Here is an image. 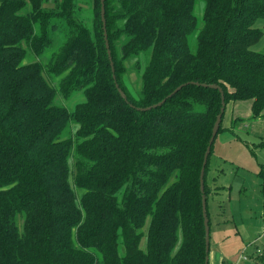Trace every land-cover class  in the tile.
Segmentation results:
<instances>
[{
	"label": "trees",
	"instance_id": "trees-1",
	"mask_svg": "<svg viewBox=\"0 0 264 264\" xmlns=\"http://www.w3.org/2000/svg\"><path fill=\"white\" fill-rule=\"evenodd\" d=\"M104 6L127 100L101 0H0V264L206 263L200 173L222 99L202 84L226 98L211 225L227 105L264 114V0Z\"/></svg>",
	"mask_w": 264,
	"mask_h": 264
},
{
	"label": "rangeland",
	"instance_id": "rangeland-1",
	"mask_svg": "<svg viewBox=\"0 0 264 264\" xmlns=\"http://www.w3.org/2000/svg\"><path fill=\"white\" fill-rule=\"evenodd\" d=\"M256 25L263 36L253 49L264 53V19ZM32 57L36 58L32 54L26 61ZM137 74L128 71L131 87L141 86ZM64 78L49 77L57 89ZM60 89L57 103L71 109L85 99L78 91L66 98ZM223 121L232 129L219 133L207 175L212 216L209 264H258L257 256L264 250V145H260L264 141V114L254 117L252 100H236L228 103Z\"/></svg>",
	"mask_w": 264,
	"mask_h": 264
},
{
	"label": "water",
	"instance_id": "water-1",
	"mask_svg": "<svg viewBox=\"0 0 264 264\" xmlns=\"http://www.w3.org/2000/svg\"><path fill=\"white\" fill-rule=\"evenodd\" d=\"M102 2V10H101V14H102V20H103V26H104V35H105V42H106V48H107V52L109 55V58L111 60V66H112V70H113V74H114V78L116 81V76H115V66H114V62H113V58H112V53H111V49H110V43H109V39H108V33H107V28H106V18H105V6H104V0H101ZM201 84L200 82H187L184 84L179 85L177 88H175L170 94H168L165 98H163L162 100H160L159 102H156L152 105L146 106V107H140V110H150L156 107L161 106L162 104H164L168 98L172 97L176 92H178L180 89H182V87L186 84ZM203 86H208V87H214V88H218L221 92V110L219 112V114L217 115L216 121L214 123V127H213V131H212V136L209 140V144L207 146L206 152L204 154V161H203V166L201 169V173H200V187H201V192H202V208H203V216H204V224H205V242H206V263L205 264H209V251H210V239H211V228H210V219H209V215H208V209H207V198H206V194H205V169H206V164L208 162V157L209 154L211 152V147L212 144L215 141L216 135L218 134L221 122H222V118H223V113L225 112V108H226V98H225V92L223 90V88L217 84H206L203 83ZM116 86L119 90V92L121 93L122 97L124 99L127 100V96L124 93V91L121 89V87L119 86V84L116 81Z\"/></svg>",
	"mask_w": 264,
	"mask_h": 264
},
{
	"label": "built area",
	"instance_id": "built-area-1",
	"mask_svg": "<svg viewBox=\"0 0 264 264\" xmlns=\"http://www.w3.org/2000/svg\"><path fill=\"white\" fill-rule=\"evenodd\" d=\"M263 229H264V226H263ZM233 264V263H232Z\"/></svg>",
	"mask_w": 264,
	"mask_h": 264
}]
</instances>
